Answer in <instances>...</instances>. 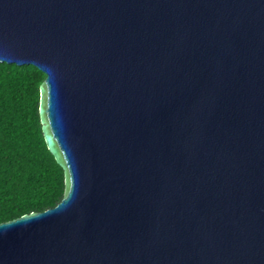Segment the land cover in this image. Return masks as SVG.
Listing matches in <instances>:
<instances>
[{"label": "water", "instance_id": "95a60500", "mask_svg": "<svg viewBox=\"0 0 264 264\" xmlns=\"http://www.w3.org/2000/svg\"><path fill=\"white\" fill-rule=\"evenodd\" d=\"M0 62L66 186L0 264H264V0H0Z\"/></svg>", "mask_w": 264, "mask_h": 264}, {"label": "trees", "instance_id": "16d2710c", "mask_svg": "<svg viewBox=\"0 0 264 264\" xmlns=\"http://www.w3.org/2000/svg\"><path fill=\"white\" fill-rule=\"evenodd\" d=\"M45 75L0 62V224L54 208L65 176L49 152L39 115Z\"/></svg>", "mask_w": 264, "mask_h": 264}]
</instances>
